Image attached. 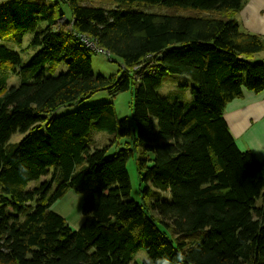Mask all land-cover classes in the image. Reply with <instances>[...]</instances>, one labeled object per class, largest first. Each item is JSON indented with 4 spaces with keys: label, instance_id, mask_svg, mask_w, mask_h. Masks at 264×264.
Instances as JSON below:
<instances>
[{
    "label": "trees",
    "instance_id": "obj_1",
    "mask_svg": "<svg viewBox=\"0 0 264 264\" xmlns=\"http://www.w3.org/2000/svg\"><path fill=\"white\" fill-rule=\"evenodd\" d=\"M244 2L0 5V264H130L141 247L142 264H264V160L238 146L224 117L230 101L264 89V58L254 57L264 37L233 18ZM28 31L22 56L6 42L19 46ZM85 39L123 70L94 74ZM164 83L173 92L160 93ZM189 87L191 105L180 100ZM130 89L134 124L112 102L52 114ZM69 188L86 192L78 229L51 209Z\"/></svg>",
    "mask_w": 264,
    "mask_h": 264
},
{
    "label": "rangeland",
    "instance_id": "obj_2",
    "mask_svg": "<svg viewBox=\"0 0 264 264\" xmlns=\"http://www.w3.org/2000/svg\"><path fill=\"white\" fill-rule=\"evenodd\" d=\"M1 1V0H0ZM5 0H2L0 2V5L4 3ZM144 10L146 11H153L157 13H163V12H172L170 10H167L166 8H162L156 5H151L146 7ZM179 14L186 15L187 13L185 11L177 10ZM33 35V32L28 31L24 36L21 44L19 46H16L14 43H8L6 44L15 50H18L19 47H21V54L24 55V47L28 43L29 39ZM90 49L88 51V54L91 59V69L94 74H103V75H110L112 73L119 74L120 70H123L121 59L115 55H110L106 51H99L97 48V45L93 43V47L91 45L88 46ZM257 55V54H256ZM255 55V57H256ZM59 68H64L63 65H60ZM179 77V76H178ZM9 84H16L18 82V79L15 75H10L7 81ZM131 89L118 92L116 94H111L107 90H100L90 96L89 98L80 101L75 102L72 105H60L55 111L52 112V114H63L66 112L77 110L84 106H89L97 103H103V102H112L116 114L119 118L128 116L134 124L133 117H132V96H131ZM160 93H170L173 92V88L167 86L165 83L159 88ZM194 98V94L192 93L191 88H187L186 92L183 93L180 100L188 105L192 104ZM106 135V134H105ZM21 137V135L16 134L14 135L11 140H18ZM93 138L96 142V144H102L105 141L104 136H102V133L99 131H95ZM127 170L128 175L130 179L131 184V197L135 200L140 201L142 198V193L140 192L141 187L144 186V183L141 182L139 178V172L137 171L136 165H135V156L130 155V157L127 160ZM45 177H41L38 181H31L28 186H33L37 184L40 181H43ZM94 180H91L88 182L90 187L94 186ZM86 196V192H78L74 188H69L60 198H58L56 201L53 202L51 205V209L59 213L65 221L70 225L72 229H78L83 221V215H82V204L84 197ZM145 256V250L143 247L139 248L134 255L132 256V260L130 264H142V260Z\"/></svg>",
    "mask_w": 264,
    "mask_h": 264
},
{
    "label": "crops",
    "instance_id": "obj_3",
    "mask_svg": "<svg viewBox=\"0 0 264 264\" xmlns=\"http://www.w3.org/2000/svg\"><path fill=\"white\" fill-rule=\"evenodd\" d=\"M233 18L242 30L264 37V0H245ZM256 57L264 58V52ZM224 117L238 146L252 150L264 160V89L246 90L241 98L230 101Z\"/></svg>",
    "mask_w": 264,
    "mask_h": 264
},
{
    "label": "built area",
    "instance_id": "obj_4",
    "mask_svg": "<svg viewBox=\"0 0 264 264\" xmlns=\"http://www.w3.org/2000/svg\"><path fill=\"white\" fill-rule=\"evenodd\" d=\"M84 42L86 43L87 46L91 45V47H93V43L90 42L88 39H85ZM99 51H103V50L99 49Z\"/></svg>",
    "mask_w": 264,
    "mask_h": 264
}]
</instances>
